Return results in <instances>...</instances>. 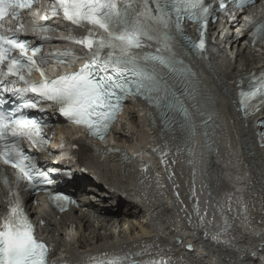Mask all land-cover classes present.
Returning a JSON list of instances; mask_svg holds the SVG:
<instances>
[{
    "label": "snow or ice",
    "instance_id": "snow-or-ice-1",
    "mask_svg": "<svg viewBox=\"0 0 264 264\" xmlns=\"http://www.w3.org/2000/svg\"><path fill=\"white\" fill-rule=\"evenodd\" d=\"M150 2L155 4V9L149 7ZM32 3L33 0H0V21L5 17L20 19V10L30 8ZM246 3L247 0H239L237 7ZM57 6L66 21L87 33L75 41L88 49L87 62L74 72H66L52 80L45 78L41 72L39 83L24 80L23 72L27 70L30 74L36 68L33 57L40 48H31L32 56H27V41L18 39L15 33L0 34V147L3 148L0 159L18 170V182L26 180L33 188L38 183L51 181L46 180V172L36 169L34 157L26 155L20 146L21 139L26 140L30 147L44 143L41 122L26 116L21 109L36 108V101L52 102L63 116L84 125L90 134L103 139L125 96H144L149 100L161 92L168 96L170 89L167 82L150 65L158 63L176 71L173 66V37L170 35L172 27L182 33L181 21L187 16L203 28L212 15L211 5H206L205 0H119V4L118 0H56L52 8L53 16L57 14ZM220 7L224 8L223 2ZM33 27H37L35 22ZM20 30L22 24L17 29ZM41 30L51 31L43 26ZM262 35L264 24H259L254 36L258 39ZM185 39L191 47L205 50L203 31H200L198 42ZM153 42L156 44L155 53L138 51L151 47ZM16 49H19L18 56L9 55ZM38 59L43 64L48 58ZM5 62L6 72L3 68ZM60 62L63 63L62 60ZM10 76L17 79L9 81ZM249 79V90L240 93V104L246 114L254 107L251 103L254 98L259 96L264 100V69L259 74L251 73ZM20 81L26 86L15 87ZM5 93L14 98L10 108ZM27 93H33L36 101L27 97ZM18 99H23L24 103H17ZM176 103L184 115L179 124L181 132L194 135L187 109L179 98H176ZM54 199L59 202L57 206L61 210L69 200L61 195H56ZM9 204L10 212L0 225V264H47L46 245L35 238L19 195L13 194ZM122 259L126 258L114 257L107 264H121Z\"/></svg>",
    "mask_w": 264,
    "mask_h": 264
},
{
    "label": "bare ground",
    "instance_id": "bare-ground-1",
    "mask_svg": "<svg viewBox=\"0 0 264 264\" xmlns=\"http://www.w3.org/2000/svg\"><path fill=\"white\" fill-rule=\"evenodd\" d=\"M235 71L236 68L231 67L219 74L209 75L216 99L208 92L212 109L204 117L210 125L215 124V130L207 136L205 166L208 179L207 182L204 179V185L202 182L201 185L202 189H209V197L214 202L209 207L198 204L195 197L200 192V180L189 172V153L180 140H163L158 144L161 157H154L157 156V149L155 152L152 149L153 154L148 153L150 157L140 155L125 165L123 172H116L119 183L126 184L129 179L134 191V195L126 199L127 207L121 218L123 225L130 229L129 236L114 241L111 238L114 231L104 225L99 232L95 228L88 229L87 234L79 232V243L88 251L82 255L86 254L87 258L89 254L92 257L97 252L108 257L116 254L138 258L136 264L146 262L143 259L153 256L172 258V264H264L255 257L259 254L264 260V147L255 145L254 123L246 115H241L238 103L232 98L229 78ZM223 122L224 127H229L228 141H237L244 150L245 166L251 168L253 179L249 185L244 184L249 171L238 172L242 159L236 158V154L235 158L232 154L225 156L218 165L217 160L227 143L223 142ZM132 123V128L136 130L137 127L138 131H124L127 133L124 142L131 145L135 141L147 151L150 145L145 136L147 130L144 123L137 119ZM141 147L138 146L136 151ZM179 157L183 159V167L187 171L181 177L177 167ZM145 159H149V162H145ZM151 160L154 164L147 173L142 172L143 163L149 164ZM225 166L228 168L227 175L224 173ZM180 179L188 183L186 187ZM193 183H196L195 194L192 191ZM130 214L135 217L132 218ZM85 218L88 219V215ZM56 229L52 237L59 244L63 241V235ZM215 229L218 231L212 237L210 231ZM178 230L182 236H179ZM69 236L70 240H74L70 246L77 244L73 233ZM190 238L197 240L192 250L185 248Z\"/></svg>",
    "mask_w": 264,
    "mask_h": 264
},
{
    "label": "clouds",
    "instance_id": "clouds-1",
    "mask_svg": "<svg viewBox=\"0 0 264 264\" xmlns=\"http://www.w3.org/2000/svg\"><path fill=\"white\" fill-rule=\"evenodd\" d=\"M215 231L217 232L218 231V229H215ZM264 250V249H263ZM262 250V251H263ZM264 252V251H263ZM255 257H258L259 258V260L263 263L264 262V260L262 259V257L259 255V254H257V255H255Z\"/></svg>",
    "mask_w": 264,
    "mask_h": 264
},
{
    "label": "rangeland",
    "instance_id": "rangeland-1",
    "mask_svg": "<svg viewBox=\"0 0 264 264\" xmlns=\"http://www.w3.org/2000/svg\"><path fill=\"white\" fill-rule=\"evenodd\" d=\"M122 132H123V133H126V132H124V131H122ZM126 134H127V133H126ZM128 135H129V133H128ZM130 136H132V135H130ZM130 216H131L132 218L135 217V216L132 215V214H130ZM131 217H130V218H131ZM132 218H131V219H132Z\"/></svg>",
    "mask_w": 264,
    "mask_h": 264
},
{
    "label": "water",
    "instance_id": "water-1",
    "mask_svg": "<svg viewBox=\"0 0 264 264\" xmlns=\"http://www.w3.org/2000/svg\"><path fill=\"white\" fill-rule=\"evenodd\" d=\"M190 248H193L192 246Z\"/></svg>",
    "mask_w": 264,
    "mask_h": 264
}]
</instances>
